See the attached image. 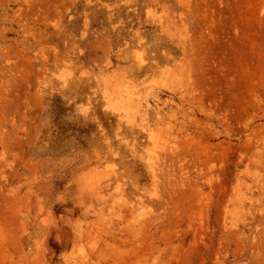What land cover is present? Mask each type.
<instances>
[{
  "label": "rangeland",
  "instance_id": "374dc122",
  "mask_svg": "<svg viewBox=\"0 0 264 264\" xmlns=\"http://www.w3.org/2000/svg\"><path fill=\"white\" fill-rule=\"evenodd\" d=\"M0 264H264V0H0Z\"/></svg>",
  "mask_w": 264,
  "mask_h": 264
}]
</instances>
